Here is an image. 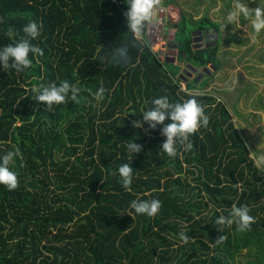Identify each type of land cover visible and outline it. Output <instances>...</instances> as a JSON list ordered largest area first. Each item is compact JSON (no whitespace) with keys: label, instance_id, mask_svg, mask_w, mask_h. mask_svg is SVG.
<instances>
[{"label":"trees","instance_id":"obj_1","mask_svg":"<svg viewBox=\"0 0 264 264\" xmlns=\"http://www.w3.org/2000/svg\"><path fill=\"white\" fill-rule=\"evenodd\" d=\"M171 5L179 0L160 1ZM126 11L125 0H0V45L35 20L42 28L32 43L43 50L23 72L0 68V155L22 153L11 165L17 188L0 185V264H264V167L226 103L203 92L223 64L221 23L183 11L179 23L166 20L175 48H132L125 67L108 57L138 39ZM64 80L81 89L78 104L33 99L40 85ZM162 95L195 97L209 116L189 137L192 149L175 156L160 151L159 128L132 123ZM133 139L143 146L136 156L126 148ZM125 163L128 189L118 174ZM140 199H158V213L136 214L129 205ZM233 204L248 206L249 229L214 223Z\"/></svg>","mask_w":264,"mask_h":264},{"label":"clouds","instance_id":"obj_2","mask_svg":"<svg viewBox=\"0 0 264 264\" xmlns=\"http://www.w3.org/2000/svg\"><path fill=\"white\" fill-rule=\"evenodd\" d=\"M127 11L126 25L128 32L132 33L136 38L131 45L123 44L110 49L109 60L112 63L130 66L133 62L131 54L132 48H144L148 46L146 38V29L150 24H155L157 19L156 9L160 6V0H125ZM257 7H248L247 0H234L231 8L225 13L224 19L226 24H234L240 17L248 21V25L256 33L264 30V0H256ZM215 12V9H213ZM42 25L35 20H31L23 26L24 35L17 38L13 31L7 33L10 43L0 45V68L14 69L17 73L29 69L33 64V57L43 55V50L32 43L41 35ZM34 100L42 103L44 107L52 108L54 105L63 104L70 99L75 104L80 102L81 89L76 84L67 80L61 81L59 84L51 82L46 85H40L38 89H34ZM106 89L100 87L94 94L96 97L103 99ZM151 107L143 112L140 120L132 121L136 128H144L145 125L149 131L159 128L160 134L165 138L161 145L160 151L168 156H175L178 147L184 151L192 149L193 144L189 137L195 133L200 127H207L209 124V116L205 113L202 102L197 98L191 97L182 101H172L167 95L154 98L151 101ZM130 113V112H129ZM169 121L168 123H165ZM126 143L129 153L135 156L142 150V145L136 143L135 139ZM22 156L19 148L9 150L0 155V185L5 186L8 191L15 190L18 186V174L11 167L16 158ZM120 183L125 189L132 184L133 167L127 163L122 164L118 168ZM130 208L138 215L155 216L160 207L161 202L158 199L151 200H133ZM250 210L247 205L237 206L233 204L227 216H218L214 223L217 226H231L233 221L237 222L240 231L250 228L253 217L249 214ZM181 239L187 243L191 237L185 232L179 233ZM223 241V236L216 240L217 243Z\"/></svg>","mask_w":264,"mask_h":264},{"label":"rangeland","instance_id":"obj_3","mask_svg":"<svg viewBox=\"0 0 264 264\" xmlns=\"http://www.w3.org/2000/svg\"><path fill=\"white\" fill-rule=\"evenodd\" d=\"M199 1L200 6L197 5ZM230 2L232 6L234 0H179V6H170V12L176 14V18L173 16L171 20L179 23L183 11L194 19H200L208 11L211 18L221 23L220 59L223 64L203 92L213 94L226 103L236 128L249 141L257 162L264 167V30L254 32L243 17L224 27V16L230 9L227 6ZM247 2L250 8L258 6L256 0ZM196 9L200 12L197 13ZM175 31V28L166 27L161 44L166 42L168 47L175 48V44L168 42L172 41ZM182 38V35L178 36L177 41ZM235 39L247 41L240 45L235 43ZM162 58L166 59V56L162 55ZM169 66L174 69L171 63ZM200 72L204 76L206 71L198 68L196 73ZM240 259L246 264V257Z\"/></svg>","mask_w":264,"mask_h":264},{"label":"built area","instance_id":"obj_4","mask_svg":"<svg viewBox=\"0 0 264 264\" xmlns=\"http://www.w3.org/2000/svg\"><path fill=\"white\" fill-rule=\"evenodd\" d=\"M170 7L159 6L156 9L157 19L155 24H150L146 29V38L149 41V45L154 49H162V52L165 50V45H168L166 42H163V35L166 29V20L172 19L173 16L176 18V14L170 12ZM172 21V20H171ZM164 54V53H163Z\"/></svg>","mask_w":264,"mask_h":264},{"label":"flooded vegetation","instance_id":"obj_5","mask_svg":"<svg viewBox=\"0 0 264 264\" xmlns=\"http://www.w3.org/2000/svg\"><path fill=\"white\" fill-rule=\"evenodd\" d=\"M197 38L200 39L202 42H204L203 39L200 36H198Z\"/></svg>","mask_w":264,"mask_h":264},{"label":"crops","instance_id":"obj_6","mask_svg":"<svg viewBox=\"0 0 264 264\" xmlns=\"http://www.w3.org/2000/svg\"><path fill=\"white\" fill-rule=\"evenodd\" d=\"M189 66H191L192 68L194 67V66H192V65H189ZM195 70H196V68H194Z\"/></svg>","mask_w":264,"mask_h":264},{"label":"water","instance_id":"obj_7","mask_svg":"<svg viewBox=\"0 0 264 264\" xmlns=\"http://www.w3.org/2000/svg\"><path fill=\"white\" fill-rule=\"evenodd\" d=\"M199 33V32H198Z\"/></svg>","mask_w":264,"mask_h":264}]
</instances>
